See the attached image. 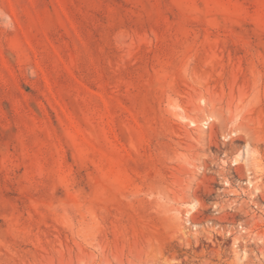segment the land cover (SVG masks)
<instances>
[{
	"label": "rangeland",
	"instance_id": "1",
	"mask_svg": "<svg viewBox=\"0 0 264 264\" xmlns=\"http://www.w3.org/2000/svg\"><path fill=\"white\" fill-rule=\"evenodd\" d=\"M0 264H264V0H0Z\"/></svg>",
	"mask_w": 264,
	"mask_h": 264
},
{
	"label": "bare ground",
	"instance_id": "2",
	"mask_svg": "<svg viewBox=\"0 0 264 264\" xmlns=\"http://www.w3.org/2000/svg\"><path fill=\"white\" fill-rule=\"evenodd\" d=\"M241 158V157H240ZM237 161V160H236ZM245 163V162H244ZM261 236V235H260Z\"/></svg>",
	"mask_w": 264,
	"mask_h": 264
}]
</instances>
